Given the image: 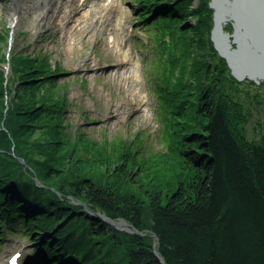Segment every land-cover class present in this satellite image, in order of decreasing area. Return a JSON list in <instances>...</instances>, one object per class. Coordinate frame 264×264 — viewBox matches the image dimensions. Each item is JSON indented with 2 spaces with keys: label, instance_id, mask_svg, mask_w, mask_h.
I'll list each match as a JSON object with an SVG mask.
<instances>
[{
  "label": "trees",
  "instance_id": "obj_1",
  "mask_svg": "<svg viewBox=\"0 0 264 264\" xmlns=\"http://www.w3.org/2000/svg\"><path fill=\"white\" fill-rule=\"evenodd\" d=\"M140 1L141 20L153 14L157 20L162 154L165 161L177 159V176L137 181L150 183L145 196L131 191V168H146V159L125 146L108 152L107 142L89 143L82 133L69 138L64 98L40 94L44 84L37 82L44 74L55 87L59 65L51 70L45 56L13 54L12 74L6 78L0 69V220L40 236L46 264H61L63 253L74 260L65 264H264V133L259 141L247 137L249 112L227 87L240 82L211 40L209 0L193 13L202 27L198 43L210 44L209 60L216 62L197 98L173 88L169 70L176 64L168 59L170 21L188 17L196 0L163 7ZM5 36L0 31V42ZM85 208L124 220L138 233L118 230Z\"/></svg>",
  "mask_w": 264,
  "mask_h": 264
},
{
  "label": "rangeland",
  "instance_id": "obj_2",
  "mask_svg": "<svg viewBox=\"0 0 264 264\" xmlns=\"http://www.w3.org/2000/svg\"><path fill=\"white\" fill-rule=\"evenodd\" d=\"M77 1L80 5L83 3V0ZM152 1L156 3V7H163L165 2L167 5V2L173 0ZM118 2L122 9L130 13L128 25L122 23L129 29V37L125 43H121L118 36L122 31L118 27L121 13L117 10L111 12L112 25H108L110 23L106 21V17L99 22L103 13L98 14L99 10H93L85 4L76 10H64L59 14L58 9L51 8L45 14L42 10L28 8L27 2L17 23L13 24V0H0V31L3 35L6 34L4 41L0 42V69L9 77L12 74L11 55L18 53L45 56L51 70L59 65L62 73L59 74L55 87L47 82L44 74L36 77L37 82L42 80L44 84L39 93L50 99L58 98L59 101L64 98L67 113L66 116L63 115V129L69 133V138L73 139L82 133L89 143L104 146L107 142V146L103 148L108 152L116 150L118 153L120 147L125 146L131 151H137L138 158L143 156L148 165L143 169L133 165L129 187L136 194L145 196L143 187L146 184L139 187L140 182L137 181L148 183L155 176L158 179H172L177 176L179 165L177 159L165 161L162 154L165 153L164 118L162 99L157 88L159 82L162 84V58L159 42L154 39L158 38L154 26L156 16L153 14L141 20L142 9L145 7L140 0ZM203 2L204 0L194 1L187 10L188 17L177 16L170 21L173 44L168 50V59L170 64L172 60L176 65L175 69L170 66L169 81L172 79L175 90L179 88L186 94L192 91L196 98L199 89L206 85L205 72L209 64L212 69L216 62L214 58L209 60L210 44L198 43L202 33L199 28L202 30V27L193 12ZM210 2L211 0L209 8ZM67 11L68 17L64 16ZM104 11L109 12V9ZM211 11L213 12L212 9ZM44 15L46 18L42 19ZM207 16L211 20L213 14L210 12ZM122 21L124 22L123 18ZM230 25L232 26L229 23L226 30L232 32L233 27L229 29ZM193 29L198 33L195 34ZM183 32H186V39ZM205 38L207 41L208 37ZM193 44L196 49H193ZM189 46L190 52L188 50L187 55ZM5 86L8 84L5 83ZM227 87L249 112L246 125L248 139L259 141L264 133V82L254 85L242 81L234 87L229 84ZM190 112L189 117L193 118L194 111ZM185 122L184 119L180 120L179 128ZM107 177L109 181L113 180L112 176ZM147 187H150V183ZM85 211L97 216L90 208H85ZM120 221L122 220L116 222ZM14 229L10 233L6 227L0 228V262L2 257L10 256L20 247L30 252L32 264H44L39 251L42 238L28 235L21 226ZM128 229L132 231L131 226Z\"/></svg>",
  "mask_w": 264,
  "mask_h": 264
},
{
  "label": "water",
  "instance_id": "obj_3",
  "mask_svg": "<svg viewBox=\"0 0 264 264\" xmlns=\"http://www.w3.org/2000/svg\"><path fill=\"white\" fill-rule=\"evenodd\" d=\"M210 8L214 22L211 40L232 77L239 82H264V0H211ZM229 23L232 32L226 30ZM90 211L119 229L110 218ZM127 232L138 233L135 228Z\"/></svg>",
  "mask_w": 264,
  "mask_h": 264
},
{
  "label": "bare ground",
  "instance_id": "obj_4",
  "mask_svg": "<svg viewBox=\"0 0 264 264\" xmlns=\"http://www.w3.org/2000/svg\"><path fill=\"white\" fill-rule=\"evenodd\" d=\"M111 1L112 2L108 3V0H83V3L81 5L85 4L89 6L90 8H93V10H96V11L99 10L98 14L103 13L102 14L103 16L102 15L100 16L101 20L99 22H101L102 19L106 17V21L110 23L108 25H112L111 12L113 10L119 11L121 15H120V22H119L118 27H119V30L122 32L121 34L119 33L120 35L118 36H119L120 42L125 43L127 41V37H129V29H126V26L124 27V24L122 25V23H126V25H128V21L130 19V13L126 9H122L120 7L118 0H111ZM27 2H29L28 8L34 9L35 11L42 10V13H45V14H48L51 8L58 9L57 13L59 14V12L61 13V11H64V10L72 11V10L78 9L81 6L77 0H70V1H67V0H13V3L11 5V11H12L11 16L14 19L13 24L17 23L18 17H20L22 10L25 9L24 6L26 5ZM40 6L41 8H39ZM108 9H109V12L104 11ZM64 16L66 17L69 16L68 11H67V14H64ZM45 18H46L45 15L42 16V19H45ZM122 18L124 19V22L122 21ZM97 26L99 27L100 25L98 24ZM110 222H112L119 228H122L127 231L130 230L128 229L129 225H127V223L124 221H120V222L110 221ZM22 249H20L19 247L15 251V252L22 251L23 255H22V259L20 260V262L22 264H25V263L31 264L32 257H31L30 252H28L26 248H24L23 250ZM10 256L2 257L0 264L2 263L4 264L9 259Z\"/></svg>",
  "mask_w": 264,
  "mask_h": 264
}]
</instances>
